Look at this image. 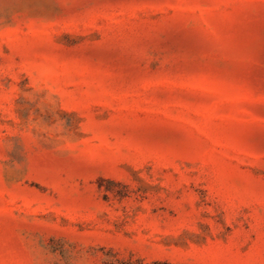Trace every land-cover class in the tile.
I'll use <instances>...</instances> for the list:
<instances>
[{
  "label": "rangeland",
  "instance_id": "obj_1",
  "mask_svg": "<svg viewBox=\"0 0 264 264\" xmlns=\"http://www.w3.org/2000/svg\"><path fill=\"white\" fill-rule=\"evenodd\" d=\"M0 264H264V0H0Z\"/></svg>",
  "mask_w": 264,
  "mask_h": 264
}]
</instances>
